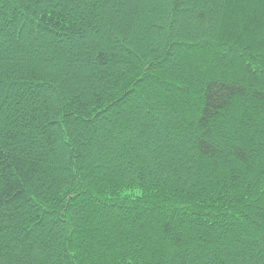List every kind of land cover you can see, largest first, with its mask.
I'll list each match as a JSON object with an SVG mask.
<instances>
[{
    "label": "trees",
    "instance_id": "trees-1",
    "mask_svg": "<svg viewBox=\"0 0 264 264\" xmlns=\"http://www.w3.org/2000/svg\"><path fill=\"white\" fill-rule=\"evenodd\" d=\"M0 264H264V0H0Z\"/></svg>",
    "mask_w": 264,
    "mask_h": 264
}]
</instances>
